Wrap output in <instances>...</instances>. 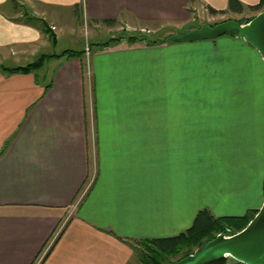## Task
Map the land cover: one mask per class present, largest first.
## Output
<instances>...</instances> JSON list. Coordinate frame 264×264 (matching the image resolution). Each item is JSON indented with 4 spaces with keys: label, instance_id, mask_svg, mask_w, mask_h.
<instances>
[{
    "label": "crops",
    "instance_id": "obj_1",
    "mask_svg": "<svg viewBox=\"0 0 264 264\" xmlns=\"http://www.w3.org/2000/svg\"><path fill=\"white\" fill-rule=\"evenodd\" d=\"M228 1L0 0V264H137L135 240L174 236L202 208L258 210V163L213 152L215 138L252 150L264 135V61L243 38L221 35L200 64L180 41L123 36L29 73L1 70L65 51L45 50L67 16L163 36Z\"/></svg>",
    "mask_w": 264,
    "mask_h": 264
},
{
    "label": "rangeland",
    "instance_id": "obj_2",
    "mask_svg": "<svg viewBox=\"0 0 264 264\" xmlns=\"http://www.w3.org/2000/svg\"><path fill=\"white\" fill-rule=\"evenodd\" d=\"M227 11L221 12V13H210L208 11H197L194 15V19L189 20V23H187L184 26H181L180 28L176 29L174 33L170 34H176V33H183L192 29H195L201 25L205 24H214L230 19L241 21L242 23H245L248 19L251 17L253 18L258 12L262 11H256L251 10L248 8H244V10L241 13H235L231 11L228 6ZM71 21V20H70ZM66 23V24H65ZM69 16L66 17V19H62L60 24H62L63 31L58 35L56 45L51 46L47 48L45 51H51L54 53L61 52L63 50H85V46L89 45V49L91 54L95 52L98 49L103 48L102 43L105 41H109L111 38H121L123 36L128 37L130 35H137L138 37H144L148 39H155V38H162L166 35H161L163 32H153L151 30H147L145 28L140 27H124L119 32L117 28L112 27H103L101 25L97 31L93 30V25H90L89 23H84L83 25L75 24L74 26H70L69 24ZM169 36V35H167ZM228 36V35H224ZM224 37L220 36L215 41H212L210 39H204V40H198V41H191L187 43H179L180 50L189 51L192 52L191 56L196 58L195 61H190L189 64H200L199 58L202 57L203 54H201L204 51L209 52L210 49L213 48L214 42L221 43L223 41ZM112 41V40H110ZM144 43V42H143ZM115 47L116 44L114 42H109V47ZM31 59V58H30ZM34 59V58H33ZM4 65H11L10 60H4ZM257 116H260V114H257ZM256 120V119H255ZM258 121L256 120V123ZM260 126V133L264 134V127L261 126L259 123L258 127ZM214 139V138H213ZM258 142L254 144V147L252 150H249L246 148L245 145H237L238 144V138L235 137H229V138H215L213 141V152H218L221 157L220 159L228 162L232 158V156H238L240 159H245L249 163H258V170L260 172L261 177L264 175V135L260 136L259 138H256ZM241 146V147H240ZM228 148H231V150H228ZM252 152V153H251ZM248 153V156H247ZM233 154V155H231ZM231 155V156H230ZM257 212V211H256ZM198 249H194L193 252H195ZM192 252V253H193ZM180 255V254H179ZM171 256L168 258L170 263L177 261L176 259L178 256ZM135 261L138 264V259L135 256ZM238 261H236L233 258H229L227 261V264H238ZM166 261H164L162 264H170ZM240 263V262H239Z\"/></svg>",
    "mask_w": 264,
    "mask_h": 264
},
{
    "label": "water",
    "instance_id": "obj_3",
    "mask_svg": "<svg viewBox=\"0 0 264 264\" xmlns=\"http://www.w3.org/2000/svg\"><path fill=\"white\" fill-rule=\"evenodd\" d=\"M233 31L254 47L264 61V10L245 23L230 19L205 24L167 39L180 42L212 40ZM229 258L242 264H264V200L240 231L231 235L217 234L200 249L170 264H227Z\"/></svg>",
    "mask_w": 264,
    "mask_h": 264
},
{
    "label": "trees",
    "instance_id": "obj_4",
    "mask_svg": "<svg viewBox=\"0 0 264 264\" xmlns=\"http://www.w3.org/2000/svg\"><path fill=\"white\" fill-rule=\"evenodd\" d=\"M228 8L235 13H241L244 10V8L260 11L262 9L264 10V0H259L258 4L252 6H243L236 0H229ZM227 10L228 9L215 10L213 8H209V12L213 14L221 13ZM250 19H252V17ZM250 19H248L247 21H249ZM105 21L107 20H104V22ZM42 29L45 33L48 34L49 38L54 39L51 29L46 23L42 24ZM228 34L237 36L236 31H233ZM169 36L166 35L162 38L148 39L144 37H138L137 35H130L126 37V39L131 42H144L146 44H155L158 42H165V41H175V40L167 39ZM112 39L113 38H111L110 40ZM109 41H105L104 44H109L108 43ZM84 52L85 50L84 51L65 50L61 54L42 55L36 60L24 66H15V67L1 66V70L10 71V72L29 73L42 66L43 62L47 58H51L53 56L58 57L60 55L62 56L65 55L67 57L81 56ZM255 213L256 211L246 213L243 216L216 217L213 216L207 208H202L197 212L191 226L174 236L135 240L134 252L136 258L138 259V264H162L164 261L170 263L171 261H169L168 258L171 256H177L179 254L180 255L176 260L183 258L191 254L194 251V249H200L206 242L214 238L217 234L223 233L225 235H231L240 231L253 218ZM237 263L242 264L239 262Z\"/></svg>",
    "mask_w": 264,
    "mask_h": 264
},
{
    "label": "built area",
    "instance_id": "obj_5",
    "mask_svg": "<svg viewBox=\"0 0 264 264\" xmlns=\"http://www.w3.org/2000/svg\"><path fill=\"white\" fill-rule=\"evenodd\" d=\"M88 52H89V48L88 46H85V54L88 55Z\"/></svg>",
    "mask_w": 264,
    "mask_h": 264
}]
</instances>
